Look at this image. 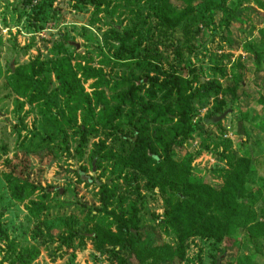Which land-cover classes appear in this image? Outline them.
<instances>
[{"label": "rangeland", "instance_id": "obj_1", "mask_svg": "<svg viewBox=\"0 0 264 264\" xmlns=\"http://www.w3.org/2000/svg\"><path fill=\"white\" fill-rule=\"evenodd\" d=\"M61 62L81 102L59 92ZM167 109L173 122L156 117ZM241 159L246 217L221 240L189 238L183 260L136 264H264V0H0V264L129 262L91 238L126 222L175 249L170 176L189 165L190 182L220 192Z\"/></svg>", "mask_w": 264, "mask_h": 264}, {"label": "trees", "instance_id": "obj_2", "mask_svg": "<svg viewBox=\"0 0 264 264\" xmlns=\"http://www.w3.org/2000/svg\"><path fill=\"white\" fill-rule=\"evenodd\" d=\"M71 66H65L61 62L58 68V80L60 82V93L68 97V102H81L85 96L83 87L78 86L80 81L71 74ZM174 81H181L183 88L190 90L191 82L189 79H182L174 74ZM100 78V80L106 81L107 78L101 74L94 72L91 75L86 76V79ZM153 86L159 85L157 80H150ZM33 82V81H32ZM47 84L37 85L36 90L40 98L46 99L51 105H57L56 95L49 94ZM135 86V85H134ZM135 89V90H134ZM130 94L129 100L131 101L136 92L140 90L137 85L134 87ZM81 92V94H80ZM136 93V94H135ZM135 94V95H134ZM134 95V96H133ZM80 97V98H79ZM69 104V103H68ZM156 117L163 120L165 123L173 122L175 115L171 113L169 109L165 112H155ZM55 119L54 114H50ZM219 116V115H218ZM91 119V117H90ZM133 142L137 146H140L143 151V159L149 162L155 163L157 168L161 171L163 163L161 162L160 154L151 147L147 146L141 136H135ZM150 148L151 150L148 149ZM175 166V164H172ZM249 161L241 159L237 161L236 166L232 164V173L227 178V183L222 191H216L211 187H206L203 184H195L189 181L188 175L190 171L189 165L181 167L177 173L170 176L173 182V200L169 204V216L173 222V232L179 242V245L175 249H171L168 246L161 248L152 247L147 240L142 236V228L139 223L126 222L121 228L118 229V234H112L105 231L102 228H97V231L91 234V238L100 243L108 244L114 247H122L123 249L130 250L131 258L129 262L121 261L118 264H136L137 260L144 254L154 257L155 261L161 263L173 262V254L182 253L181 258H184V252L186 251L185 244L189 238L192 237H208L216 240L223 239L227 233L228 228L240 219H244L246 216V209L243 205L242 197L245 193L244 179L246 177V169L249 168ZM32 191L36 188L29 186ZM102 194L104 197H108L110 189L106 185H101ZM22 200L25 193L23 188L17 190ZM35 194V193H34ZM37 215L36 213H33ZM219 225V227H218Z\"/></svg>", "mask_w": 264, "mask_h": 264}, {"label": "water", "instance_id": "obj_3", "mask_svg": "<svg viewBox=\"0 0 264 264\" xmlns=\"http://www.w3.org/2000/svg\"><path fill=\"white\" fill-rule=\"evenodd\" d=\"M227 116V113L223 114L222 116H215L212 119H209L206 121L207 125H217L219 124L225 117Z\"/></svg>", "mask_w": 264, "mask_h": 264}]
</instances>
